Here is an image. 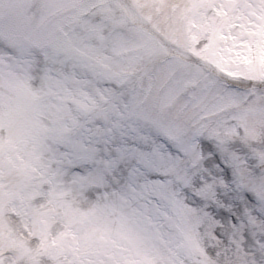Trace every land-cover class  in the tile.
Listing matches in <instances>:
<instances>
[{"label": "snow or ice", "instance_id": "1", "mask_svg": "<svg viewBox=\"0 0 264 264\" xmlns=\"http://www.w3.org/2000/svg\"><path fill=\"white\" fill-rule=\"evenodd\" d=\"M0 264H264V0H0Z\"/></svg>", "mask_w": 264, "mask_h": 264}]
</instances>
